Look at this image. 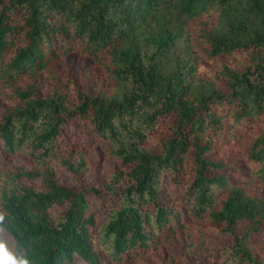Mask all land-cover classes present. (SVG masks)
I'll return each instance as SVG.
<instances>
[{
  "label": "trees",
  "instance_id": "trees-1",
  "mask_svg": "<svg viewBox=\"0 0 264 264\" xmlns=\"http://www.w3.org/2000/svg\"><path fill=\"white\" fill-rule=\"evenodd\" d=\"M0 214L29 264H264V0H0Z\"/></svg>",
  "mask_w": 264,
  "mask_h": 264
},
{
  "label": "rangeland",
  "instance_id": "rangeland-1",
  "mask_svg": "<svg viewBox=\"0 0 264 264\" xmlns=\"http://www.w3.org/2000/svg\"><path fill=\"white\" fill-rule=\"evenodd\" d=\"M252 138L251 131L245 130L241 133L239 140H238V145L236 147V151L234 153H230L228 156H219L217 157L218 160L223 159L228 167V173H230V184L233 185H244L247 186L251 184L252 177L250 176V167H249V162L246 160V152H247V144H243V148L239 150V143L241 141H246L249 142ZM247 146V147H246ZM49 165L54 167V169L58 170L61 168L60 162L58 159L50 160ZM48 166V164H47ZM60 172V171H59ZM62 174V173H61ZM62 177H65L63 174ZM166 179H162V183H166ZM0 239L4 240L6 242V246L9 249L10 252L13 254L15 253L14 251V242L11 239V237L5 232V231H0ZM215 256H206V260L204 261H196V264H216L214 261ZM228 264H231L229 262Z\"/></svg>",
  "mask_w": 264,
  "mask_h": 264
},
{
  "label": "clouds",
  "instance_id": "clouds-1",
  "mask_svg": "<svg viewBox=\"0 0 264 264\" xmlns=\"http://www.w3.org/2000/svg\"><path fill=\"white\" fill-rule=\"evenodd\" d=\"M4 220V215L0 214V224H2ZM0 231H5V229L0 228ZM0 264H29V260L10 252L6 246V242L0 239Z\"/></svg>",
  "mask_w": 264,
  "mask_h": 264
}]
</instances>
